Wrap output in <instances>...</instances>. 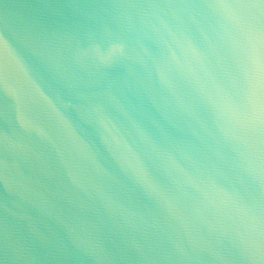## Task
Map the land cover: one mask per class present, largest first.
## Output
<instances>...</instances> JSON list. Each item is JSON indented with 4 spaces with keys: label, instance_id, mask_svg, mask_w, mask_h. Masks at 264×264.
Returning <instances> with one entry per match:
<instances>
[{
    "label": "water",
    "instance_id": "95a60500",
    "mask_svg": "<svg viewBox=\"0 0 264 264\" xmlns=\"http://www.w3.org/2000/svg\"><path fill=\"white\" fill-rule=\"evenodd\" d=\"M0 264H264V0H0Z\"/></svg>",
    "mask_w": 264,
    "mask_h": 264
}]
</instances>
